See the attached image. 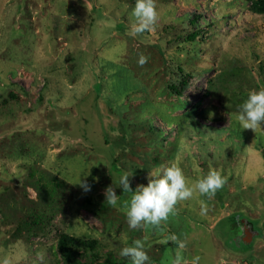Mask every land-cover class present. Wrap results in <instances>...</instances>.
Segmentation results:
<instances>
[{
  "label": "rangeland",
  "instance_id": "rangeland-1",
  "mask_svg": "<svg viewBox=\"0 0 264 264\" xmlns=\"http://www.w3.org/2000/svg\"><path fill=\"white\" fill-rule=\"evenodd\" d=\"M135 2L0 0V264H64L65 236L81 261L131 264L119 253L140 240L147 264H264V135L235 119L264 89V0H156L132 37ZM172 164L227 184L131 229L120 177L134 191Z\"/></svg>",
  "mask_w": 264,
  "mask_h": 264
},
{
  "label": "clouds",
  "instance_id": "clouds-1",
  "mask_svg": "<svg viewBox=\"0 0 264 264\" xmlns=\"http://www.w3.org/2000/svg\"><path fill=\"white\" fill-rule=\"evenodd\" d=\"M131 15L135 19L130 25V36L137 37L153 31L159 19L156 0H136ZM148 59L147 56L140 54L138 64L143 67ZM235 119L241 129L264 135V89L249 92ZM132 175L133 173L125 172L119 180V187L123 192L132 193L126 210L127 223L131 229H142L149 224L159 225L167 221L179 202L190 200L196 194L212 199L216 192L227 184V177L217 170H210L206 176L190 182L182 168L172 164L160 166L149 172L147 185H138L133 191L129 179ZM79 184L85 191L91 190L86 181L80 180ZM104 195L108 204L112 206L117 204L119 196L114 187L108 186ZM207 211V206L202 203L200 214L206 215ZM183 246L182 244L181 247ZM119 255L129 258L131 264H147L150 259L144 243L140 240H135L132 246L122 248ZM199 260L200 257L197 256L193 258L191 264H199ZM174 264H181L179 254Z\"/></svg>",
  "mask_w": 264,
  "mask_h": 264
},
{
  "label": "trees",
  "instance_id": "trees-1",
  "mask_svg": "<svg viewBox=\"0 0 264 264\" xmlns=\"http://www.w3.org/2000/svg\"><path fill=\"white\" fill-rule=\"evenodd\" d=\"M192 22L194 23V19H190L189 20V23H192ZM196 34H198V33L194 32L193 36H195ZM187 81L188 80L186 78H184L180 82L181 83L180 85L182 87H184L186 85ZM182 87L179 88L177 86H174L173 90L176 91L177 94H180L181 90H182ZM109 160H110L111 171L112 172L116 171V172L120 173L119 172V168H118V166L116 164V159L113 157V154H110ZM78 240H81V239H78ZM79 242L86 244L87 247H88V244L85 243L84 241H79ZM78 246L79 245H77V244H72L71 242H68V237L67 236L62 237V239L59 241V249L61 251L62 258L64 260V264H125V262L122 261V260H117V261H115V260H106L104 262H93L91 260L90 261H88V260L81 261L80 257H79L80 254H79V252L77 250ZM71 249H73V252H72ZM81 255L84 256L83 253Z\"/></svg>",
  "mask_w": 264,
  "mask_h": 264
},
{
  "label": "water",
  "instance_id": "water-1",
  "mask_svg": "<svg viewBox=\"0 0 264 264\" xmlns=\"http://www.w3.org/2000/svg\"><path fill=\"white\" fill-rule=\"evenodd\" d=\"M244 233L246 236L248 235L249 238L251 237V231H249V229L244 230ZM243 239H244V237H243ZM244 241H246V239H244Z\"/></svg>",
  "mask_w": 264,
  "mask_h": 264
},
{
  "label": "crops",
  "instance_id": "crops-1",
  "mask_svg": "<svg viewBox=\"0 0 264 264\" xmlns=\"http://www.w3.org/2000/svg\"><path fill=\"white\" fill-rule=\"evenodd\" d=\"M250 229V228H249ZM250 231H251V229H250ZM256 234V232L254 231L253 233L251 232V236H253V235H255ZM245 235V234H244ZM244 240V239H243Z\"/></svg>",
  "mask_w": 264,
  "mask_h": 264
},
{
  "label": "flooded vegetation",
  "instance_id": "flooded-vegetation-1",
  "mask_svg": "<svg viewBox=\"0 0 264 264\" xmlns=\"http://www.w3.org/2000/svg\"><path fill=\"white\" fill-rule=\"evenodd\" d=\"M250 227H251V225H250ZM245 234V233H244ZM242 237H243V235H242Z\"/></svg>",
  "mask_w": 264,
  "mask_h": 264
}]
</instances>
